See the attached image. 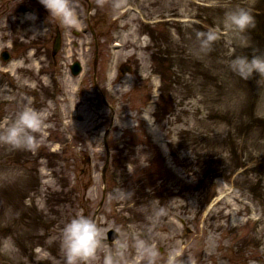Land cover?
<instances>
[{
  "label": "rangeland",
  "instance_id": "1",
  "mask_svg": "<svg viewBox=\"0 0 264 264\" xmlns=\"http://www.w3.org/2000/svg\"><path fill=\"white\" fill-rule=\"evenodd\" d=\"M73 2L83 24L69 29L36 0H0L11 57L0 59V131L25 103L47 122L35 147L0 142V174L16 177L0 175V264H67L62 229L81 210L104 241L81 264H104L120 240L125 264H147L139 236L163 254L157 264L178 247L184 264H264V75L230 66L264 54V0H96L90 18ZM236 5L256 16L244 36L224 22ZM210 28L219 38L200 54L197 31Z\"/></svg>",
  "mask_w": 264,
  "mask_h": 264
},
{
  "label": "clouds",
  "instance_id": "2",
  "mask_svg": "<svg viewBox=\"0 0 264 264\" xmlns=\"http://www.w3.org/2000/svg\"><path fill=\"white\" fill-rule=\"evenodd\" d=\"M40 3L48 13L59 20L60 23L69 29L82 26L78 8L73 0H40ZM26 18L36 17V13H26ZM224 22L235 33L244 36L247 31L255 27L256 16L254 10L243 5H236L225 12ZM219 32L210 28L207 31L198 30V53L207 54L212 51L214 42L219 38ZM247 46V38L243 41ZM233 72L242 78H249L255 73L264 75V54L236 55L230 62ZM154 119V117H153ZM45 113L37 109L31 103H25L22 110L0 131V142L11 145L14 148L35 147L38 143L36 132L42 131L46 126ZM4 179L14 180L15 176L0 174ZM132 193L121 189L118 198L130 196ZM158 199V198H157ZM166 209L160 207L159 213ZM11 247H15L14 241L9 240ZM62 243L67 258V264H81L82 261L94 258L98 249L104 243L101 229L97 221L91 216L85 215L83 210L73 216L62 229ZM135 246L139 259L147 264H157L159 257L163 254L155 242L144 236L137 237ZM128 241L120 240L115 247L109 245L104 256V264H125L127 259ZM182 247L175 248L169 252L166 264H184L181 259Z\"/></svg>",
  "mask_w": 264,
  "mask_h": 264
},
{
  "label": "bare ground",
  "instance_id": "3",
  "mask_svg": "<svg viewBox=\"0 0 264 264\" xmlns=\"http://www.w3.org/2000/svg\"><path fill=\"white\" fill-rule=\"evenodd\" d=\"M26 19H27V18H26L25 15H22L20 18L17 19V20H20V25H19L20 28H23V23H22L21 20H26Z\"/></svg>",
  "mask_w": 264,
  "mask_h": 264
},
{
  "label": "water",
  "instance_id": "4",
  "mask_svg": "<svg viewBox=\"0 0 264 264\" xmlns=\"http://www.w3.org/2000/svg\"><path fill=\"white\" fill-rule=\"evenodd\" d=\"M57 46H58L57 44L54 45V50L57 48ZM76 68L78 69V65L77 64L75 65V70H77ZM74 72L76 73L77 71H74Z\"/></svg>",
  "mask_w": 264,
  "mask_h": 264
}]
</instances>
